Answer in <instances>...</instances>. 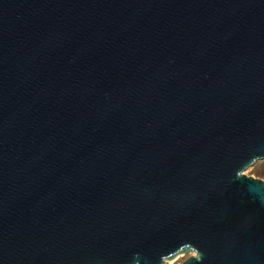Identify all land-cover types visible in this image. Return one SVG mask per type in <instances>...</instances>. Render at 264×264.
I'll return each instance as SVG.
<instances>
[{
  "label": "water",
  "instance_id": "95a60500",
  "mask_svg": "<svg viewBox=\"0 0 264 264\" xmlns=\"http://www.w3.org/2000/svg\"><path fill=\"white\" fill-rule=\"evenodd\" d=\"M264 0H0V264H264Z\"/></svg>",
  "mask_w": 264,
  "mask_h": 264
},
{
  "label": "rangeland",
  "instance_id": "374dc122",
  "mask_svg": "<svg viewBox=\"0 0 264 264\" xmlns=\"http://www.w3.org/2000/svg\"><path fill=\"white\" fill-rule=\"evenodd\" d=\"M258 172L264 173V161H258L252 166L245 169L244 173L247 175H252L254 177H259L264 179V175H259ZM189 254H178L171 259H167L165 264H178L179 262L183 261Z\"/></svg>",
  "mask_w": 264,
  "mask_h": 264
},
{
  "label": "trees",
  "instance_id": "16d2710c",
  "mask_svg": "<svg viewBox=\"0 0 264 264\" xmlns=\"http://www.w3.org/2000/svg\"><path fill=\"white\" fill-rule=\"evenodd\" d=\"M258 174L261 175V176L264 175V173H262V172H258Z\"/></svg>",
  "mask_w": 264,
  "mask_h": 264
}]
</instances>
